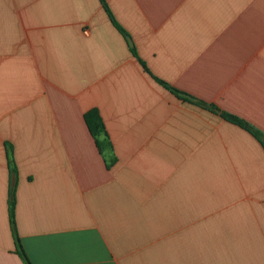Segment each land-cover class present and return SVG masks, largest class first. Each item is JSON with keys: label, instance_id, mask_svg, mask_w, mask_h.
Segmentation results:
<instances>
[{"label": "crops", "instance_id": "crops-1", "mask_svg": "<svg viewBox=\"0 0 264 264\" xmlns=\"http://www.w3.org/2000/svg\"><path fill=\"white\" fill-rule=\"evenodd\" d=\"M105 2L0 0V264H264V0Z\"/></svg>", "mask_w": 264, "mask_h": 264}, {"label": "trees", "instance_id": "trees-1", "mask_svg": "<svg viewBox=\"0 0 264 264\" xmlns=\"http://www.w3.org/2000/svg\"><path fill=\"white\" fill-rule=\"evenodd\" d=\"M100 3L102 4L105 12L107 13L112 25L117 28L118 31H120L125 37L127 36L125 31L117 24V22L115 21L113 15L111 14L105 0H99ZM133 56L137 57L136 51L134 48L131 49ZM139 62L141 63L142 67L146 70L145 64L140 61V59L138 58ZM147 71V70H146ZM159 83L164 84L166 86V84L160 80H157ZM172 93L177 96L180 99L186 100V101H191L189 96H187L185 93L180 92L176 89H173L171 87H168ZM202 106H205L204 103H199ZM214 110H216L214 107H211ZM221 116L223 118H225L227 121L234 123L236 125H239L240 127L249 130L253 136L255 138H257L263 145L264 147V139L262 136H259V134L257 132H254L251 130V128L244 123L242 120H240L239 118L227 114V113H221ZM84 121L87 125V128L89 130V132L91 133V135L94 138L95 144L97 146V148L99 149L100 152H102L103 150H109L111 149V144L107 138V136L105 135L104 132V125L103 122L97 112L96 109H91L88 110L87 112L84 113ZM104 136L103 138H100V136ZM5 148H6V157H7V164H8V168H9V172L11 175V183H10V188H9V199H8V215H9V225H10V229H11V233L13 235V239L15 242V246H16V250L17 253L23 257L25 259V255L23 253L21 244H20V240L17 236L16 233V228H15V220H14V213H15V177H16V169L14 166V161H13V154H12V146L9 143L5 144ZM26 260V259H25ZM27 261V260H26ZM27 264L28 261H27Z\"/></svg>", "mask_w": 264, "mask_h": 264}, {"label": "water", "instance_id": "water-1", "mask_svg": "<svg viewBox=\"0 0 264 264\" xmlns=\"http://www.w3.org/2000/svg\"><path fill=\"white\" fill-rule=\"evenodd\" d=\"M127 40H128L129 45L132 46V43H131L129 37H127Z\"/></svg>", "mask_w": 264, "mask_h": 264}]
</instances>
